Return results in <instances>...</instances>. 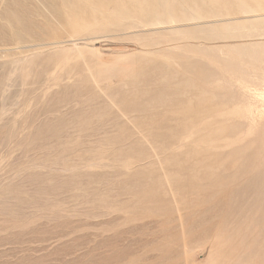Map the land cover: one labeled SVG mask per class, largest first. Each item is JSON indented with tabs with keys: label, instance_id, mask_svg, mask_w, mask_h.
Masks as SVG:
<instances>
[{
	"label": "rangeland",
	"instance_id": "374dc122",
	"mask_svg": "<svg viewBox=\"0 0 264 264\" xmlns=\"http://www.w3.org/2000/svg\"><path fill=\"white\" fill-rule=\"evenodd\" d=\"M263 90L264 0H0V264H264Z\"/></svg>",
	"mask_w": 264,
	"mask_h": 264
},
{
	"label": "bare ground",
	"instance_id": "6f19581e",
	"mask_svg": "<svg viewBox=\"0 0 264 264\" xmlns=\"http://www.w3.org/2000/svg\"><path fill=\"white\" fill-rule=\"evenodd\" d=\"M263 91H264V90H263ZM255 92H256V91H255ZM258 92H259V91H258ZM256 94H257V93H256ZM253 96L255 97L256 95L254 94ZM258 96H259V95H257V97H258ZM257 97H256V98H257ZM256 98H255V99H256ZM258 98H259V97H258ZM261 98H262V97H261ZM257 100L259 101V99H257ZM257 103H258V102H257ZM243 117H244V116H243ZM245 117H246V116H245ZM250 119H251V118H250ZM255 120H256V119H255ZM247 121H248V119H247ZM251 121H252V120H251ZM260 121H262V118H261ZM249 124H250V123H249ZM251 125H252V124H251ZM256 125H257V124H256ZM255 127H256V126H255ZM255 127H253V128H255ZM257 127H258V126H257Z\"/></svg>",
	"mask_w": 264,
	"mask_h": 264
}]
</instances>
